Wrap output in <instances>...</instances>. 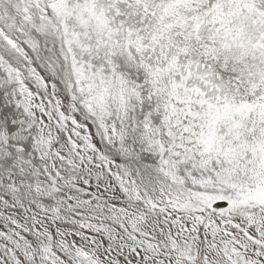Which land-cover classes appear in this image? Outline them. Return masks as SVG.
<instances>
[{"label": "snow or ice", "instance_id": "6c2138e0", "mask_svg": "<svg viewBox=\"0 0 264 264\" xmlns=\"http://www.w3.org/2000/svg\"><path fill=\"white\" fill-rule=\"evenodd\" d=\"M0 264H264V0H0Z\"/></svg>", "mask_w": 264, "mask_h": 264}]
</instances>
